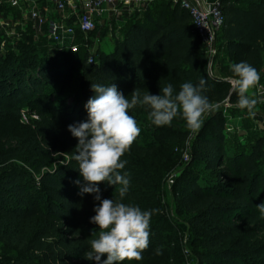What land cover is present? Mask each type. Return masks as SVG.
<instances>
[{
    "label": "trees",
    "instance_id": "16d2710c",
    "mask_svg": "<svg viewBox=\"0 0 264 264\" xmlns=\"http://www.w3.org/2000/svg\"><path fill=\"white\" fill-rule=\"evenodd\" d=\"M221 9L215 58L226 54L228 63L220 76L211 74L190 14L168 0H157L126 22L123 40L111 52H91L88 37L94 31L87 39L78 33L76 53L54 48L46 28L41 36L30 25L14 28L12 39L0 35V120L21 117L31 126L42 121L39 132L47 130L42 140L34 134L27 139L0 125V264H96L84 254L92 232H99L90 222L99 202L94 194H78V139L68 131V125L88 119L92 83H115L130 101L136 88L159 95L161 85L171 83L178 93L181 84L201 79L203 95L218 108L194 138L179 115L157 127L146 106L129 109L141 129L121 157L129 190L120 198V185L104 182L101 197L152 212L148 248L140 260L124 264H186L183 233L158 195L165 175L191 147L175 190L190 223L203 230L192 242L194 258L199 264H264V218L257 208L264 203V134L228 136L224 108L226 102L237 106L233 64L248 62L264 84V0H221ZM61 150L68 163L50 167ZM20 160L38 177L15 164Z\"/></svg>",
    "mask_w": 264,
    "mask_h": 264
},
{
    "label": "clouds",
    "instance_id": "9594fccd",
    "mask_svg": "<svg viewBox=\"0 0 264 264\" xmlns=\"http://www.w3.org/2000/svg\"><path fill=\"white\" fill-rule=\"evenodd\" d=\"M231 71L234 74L232 85L238 96L237 106L254 114L252 110L257 100L248 93L260 79L257 69L241 61L233 64ZM91 88L95 95L85 104L88 119L68 125V131L78 139L74 159L83 180L74 182L79 187L78 194L81 197L94 194L99 202L94 208L96 214L90 218L99 232H92L94 238L89 241L90 247L84 256L96 264H124L125 261L140 260L148 248L152 212L122 203L120 199H102L99 185L104 182L120 185L115 189L120 198L128 193V174L120 172L127 161H122L121 157L141 132L129 109L146 106L150 109L148 119L157 127L170 125L179 115L187 128L196 132L201 127L202 116L214 111L216 105L203 95L206 91L204 79L197 85L181 84L178 93L171 83L161 85L159 95L136 88L130 94V101L115 83L110 86L92 83ZM257 208L264 218V203L258 204ZM105 256L107 258L102 259Z\"/></svg>",
    "mask_w": 264,
    "mask_h": 264
},
{
    "label": "rangeland",
    "instance_id": "374dc122",
    "mask_svg": "<svg viewBox=\"0 0 264 264\" xmlns=\"http://www.w3.org/2000/svg\"><path fill=\"white\" fill-rule=\"evenodd\" d=\"M134 16L135 15L133 13L126 12L124 15L118 18V14L114 15V12H112L101 22H97L96 29L94 30L93 34L88 37L90 40L91 52L94 54L97 50L104 52L113 51L116 42H121L123 40L124 33L126 31V22L130 21L132 18H134ZM0 35L3 37L6 36V39H12L16 36V30L13 31L11 28H9L7 34L1 32ZM50 48L53 50V47L50 46ZM248 95L251 98H255L257 100V104L252 110L254 113L252 115L249 114L247 109H241L238 106L227 108L224 105L225 114L227 117L226 131L230 137L235 134L243 136H254L256 133L264 134V104H261L258 100L257 91L255 90L254 86L249 90ZM217 108L218 106H216L215 110ZM231 108L234 110L230 111ZM23 111L25 112L26 110L23 109ZM213 112L214 111L205 113L202 116L201 127L198 131L192 133L193 138L202 128L205 127ZM43 124L44 123L42 121H39L38 125L31 126L25 122L24 118L10 115L9 117L6 116L5 120H0V125H4L5 133L12 132L27 139H30L32 134H34L42 140L43 135H45L44 133L47 132V130L42 134L39 132V128L45 127ZM190 155L191 147L189 150H186L182 153L181 158L175 161L174 168L164 177V185L158 197L166 210L168 218L180 229V232L183 233L184 254L187 261L186 264H199V262L194 258V254L192 252V242L194 237L199 235V232H202L203 230L190 223L188 217L178 205L179 192L175 190L177 180L182 176L186 165L191 160ZM68 161L69 157L66 155L64 150H61L54 155L53 162L50 167H56L60 164H67ZM15 164L20 167L28 168L34 176L38 177V172L29 168V166H27L24 161L20 160ZM163 240L164 239L162 238L159 239L157 242V247L161 246Z\"/></svg>",
    "mask_w": 264,
    "mask_h": 264
},
{
    "label": "built area",
    "instance_id": "2783aa9c",
    "mask_svg": "<svg viewBox=\"0 0 264 264\" xmlns=\"http://www.w3.org/2000/svg\"><path fill=\"white\" fill-rule=\"evenodd\" d=\"M117 0H0V8L10 6L11 8L19 9L26 21L31 22L33 28L41 34L46 28L47 36L54 48L69 49L76 53L79 45L76 43L78 33L86 37L96 29L98 20L105 12L104 6L110 5L116 13L115 2ZM174 3H179L186 10L193 21L195 30L200 37L202 43L207 49V54L210 59V65L213 64V59L217 54V35L220 32L224 18L221 9V0H216L212 3H206L200 0H173ZM121 4L134 3L136 7H140L143 0H119ZM40 3L53 7L57 12L65 13L67 8L72 9V19L70 16L64 17L61 20H53L49 17V10L42 9ZM4 29L7 31L8 24L3 23ZM89 62L94 63V57H90ZM211 74L212 73V70ZM254 85L257 91L258 100L264 104V84L262 76ZM232 83V80H230ZM233 86V85H232ZM234 89V88H233ZM227 108L232 107L229 102L225 103Z\"/></svg>",
    "mask_w": 264,
    "mask_h": 264
},
{
    "label": "crops",
    "instance_id": "0c3cea01",
    "mask_svg": "<svg viewBox=\"0 0 264 264\" xmlns=\"http://www.w3.org/2000/svg\"><path fill=\"white\" fill-rule=\"evenodd\" d=\"M157 0H143L142 4L140 7H136L135 4L132 2L130 4H121L119 2V0H117L115 2L116 5V9L117 12L115 13L110 5H105L104 6V10L105 12L103 13L102 17L98 20V22L102 21L103 19H105L107 16L110 15V13L114 12V15L118 14V18L122 15H124L126 12L128 13H133L134 15H138V14H143L149 7H151V5L153 3H155ZM174 3L173 0H168ZM206 3H212L216 0H200ZM176 4V3H174ZM40 7L42 9H47L49 10V17L53 20H61L64 17L70 16V20L71 21L72 17V9L71 8H67L66 12H57L54 10L53 7H50L48 5H46L45 3H40L39 4ZM132 15V14H129ZM3 23L8 24L9 28H11V30H16L14 28H20L25 29V27H27V25H30L33 28V25L31 24V22L26 21V19L23 18L22 13L19 9H15V8H11L10 6H4L2 8H0V33L3 32L5 34H7V31L4 29L3 27ZM34 29V28H33ZM35 30V29H34ZM45 30V28L43 29ZM45 31H43L41 34L37 33V30H35V33L37 36H41L44 34ZM17 33V31H16ZM17 35V34H16ZM48 41L49 43L52 45V42L50 41L49 37ZM228 63V57L226 56V54L221 55L220 58H215L214 59V63L211 66V70L212 73L215 76H220V70H222V67Z\"/></svg>",
    "mask_w": 264,
    "mask_h": 264
},
{
    "label": "water",
    "instance_id": "95a60500",
    "mask_svg": "<svg viewBox=\"0 0 264 264\" xmlns=\"http://www.w3.org/2000/svg\"><path fill=\"white\" fill-rule=\"evenodd\" d=\"M215 47H217V43L215 44Z\"/></svg>",
    "mask_w": 264,
    "mask_h": 264
}]
</instances>
